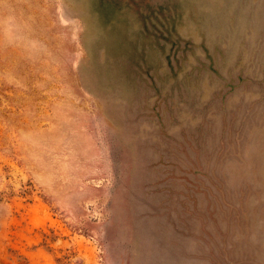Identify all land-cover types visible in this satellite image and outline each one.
Instances as JSON below:
<instances>
[{
	"label": "rangeland",
	"instance_id": "rangeland-1",
	"mask_svg": "<svg viewBox=\"0 0 264 264\" xmlns=\"http://www.w3.org/2000/svg\"><path fill=\"white\" fill-rule=\"evenodd\" d=\"M0 264H264V0H0Z\"/></svg>",
	"mask_w": 264,
	"mask_h": 264
}]
</instances>
